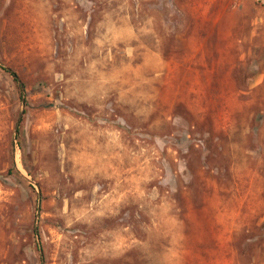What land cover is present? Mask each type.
<instances>
[{"label": "rangeland", "instance_id": "rangeland-1", "mask_svg": "<svg viewBox=\"0 0 264 264\" xmlns=\"http://www.w3.org/2000/svg\"><path fill=\"white\" fill-rule=\"evenodd\" d=\"M0 65V264H264V0H0Z\"/></svg>", "mask_w": 264, "mask_h": 264}, {"label": "trees", "instance_id": "trees-1", "mask_svg": "<svg viewBox=\"0 0 264 264\" xmlns=\"http://www.w3.org/2000/svg\"><path fill=\"white\" fill-rule=\"evenodd\" d=\"M2 66V65H0ZM2 68L13 78L14 82L17 84L19 90H20V97L24 101V83L21 81L19 75L10 67L2 66ZM16 170V168H14ZM17 171V170H16Z\"/></svg>", "mask_w": 264, "mask_h": 264}]
</instances>
